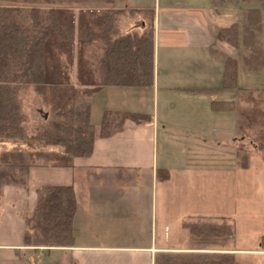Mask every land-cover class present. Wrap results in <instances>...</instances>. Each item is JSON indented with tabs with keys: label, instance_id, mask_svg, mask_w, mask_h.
I'll list each match as a JSON object with an SVG mask.
<instances>
[{
	"label": "crops",
	"instance_id": "1",
	"mask_svg": "<svg viewBox=\"0 0 264 264\" xmlns=\"http://www.w3.org/2000/svg\"><path fill=\"white\" fill-rule=\"evenodd\" d=\"M225 1L228 0L215 5L213 0H114L112 4L92 1L90 6L86 2L73 5L75 12L125 10L117 23L121 35H140L152 17L153 84L148 88L107 86L94 91L89 98V119L95 131L91 154L73 158L69 163L60 148L31 141L38 127L46 122L48 110L32 88L19 92L26 140L0 141V264H31L32 256L43 251L60 256L53 264H154L157 253L212 252L186 247L187 234L182 224L190 219L227 220L234 227V239L226 251L234 254L241 264H264L262 154L250 153L246 167L233 159L237 119V133L231 138L227 134L206 137L198 132L201 123L197 126V119L190 111L179 116L172 106L163 111L158 108L159 93H163V98L164 92L221 87L181 85L190 82L192 74L198 76L195 72L204 74L205 69L195 59H173L172 51L209 54L212 63L222 66V76L227 59L240 60L224 54L219 56L218 49L231 45L221 41L218 33L234 25H222ZM61 4L68 7L67 0ZM244 5L248 6L245 12H260L262 32L258 41L264 55V0H252ZM135 19L137 26H133ZM160 49L168 54L170 64H164L166 59H159ZM249 53L250 49L246 48L241 57L242 68L247 71L243 60ZM248 72L263 81L253 91L264 90V65ZM72 81L75 84V69ZM75 88L93 89L76 85ZM144 90L152 93L154 106L150 109L138 103L139 93ZM104 112L140 114L148 116L150 121L126 120L120 130L103 135ZM11 153L22 154L28 165L19 184L13 182L12 177L17 179L16 173L8 168L12 163ZM158 170L168 172V178L158 179ZM122 175H130L133 184L112 183ZM46 186L73 188L76 212L71 247L22 245L25 218L34 210L37 190Z\"/></svg>",
	"mask_w": 264,
	"mask_h": 264
},
{
	"label": "trees",
	"instance_id": "2",
	"mask_svg": "<svg viewBox=\"0 0 264 264\" xmlns=\"http://www.w3.org/2000/svg\"><path fill=\"white\" fill-rule=\"evenodd\" d=\"M86 1L112 4L114 0H67L68 7L61 4L62 0H0L3 3L0 5V141L26 140L18 94L27 87L32 88L60 121L50 123L51 134H37L31 141L60 148L67 163L73 158L87 157L94 141V127L89 119L90 95L107 86L150 87L153 84V18L140 35H121L117 23L125 10L74 11L73 5ZM244 20L242 42L251 52L243 64L248 70L256 71L264 65L257 38L262 32L260 12L248 10ZM237 34L238 27L234 24L220 30L218 38L235 46ZM236 79L237 62L227 59L222 89H236ZM75 85L93 89L79 90ZM236 91L246 90L237 88ZM237 116L239 133L241 114ZM113 120L117 122L112 132L120 130L126 120L142 123L149 122L150 118L134 113L104 112L103 135ZM258 121L264 129V120ZM10 157L12 163L8 168L18 173L17 179L12 177V180L19 184L28 165L20 153H11ZM246 164L247 159L238 165L246 167ZM157 177L166 180L168 172L158 170ZM75 212L72 187L38 189L34 210L24 221L23 247H71ZM182 229L187 232L191 245L204 246L205 251L212 252L157 253L154 264H241L234 254L226 251L234 239V227L227 220L190 219L183 222Z\"/></svg>",
	"mask_w": 264,
	"mask_h": 264
},
{
	"label": "rangeland",
	"instance_id": "3",
	"mask_svg": "<svg viewBox=\"0 0 264 264\" xmlns=\"http://www.w3.org/2000/svg\"><path fill=\"white\" fill-rule=\"evenodd\" d=\"M224 1V0H223ZM92 1H86L87 6L92 5ZM215 5H218L222 0H215ZM243 0H228L224 3V27H229L231 24H236L238 27L237 43L235 46L225 47L224 50L218 49L219 56L224 54V56H230L232 58H239L237 60V79H236V89H222L221 78H222V66H216V62L211 61L209 54L206 53L199 54L193 51H181L174 50L171 52L173 59H195L201 62L202 67L205 69L204 74H200L199 71L195 72L198 76H192L188 79L191 80L188 83H182L181 85H190L187 87H220L219 90H191L180 93L165 94L162 98L163 93H159L158 108L159 111H163L166 107H171L179 112V116H182L185 111H190L192 116L197 119L198 132L203 133L206 137L210 134H224L231 138L237 129L236 119L238 120L237 113L241 114L239 118L241 132L237 134L236 137V151H234L235 156L233 159L237 164H242L248 155L253 152H259L261 156L264 157V129H261L257 124V121L261 119L264 120V90L253 91L254 87H261L263 81L258 75L254 73H249L242 68L241 57L244 55L246 47L243 45L244 36V25L245 20L244 12L248 7L244 5ZM2 5L3 3L0 2ZM69 6V4H68ZM93 10V9H92ZM89 11V10H88ZM131 13V12H130ZM122 16V15H121ZM120 17V16H119ZM133 26H137L138 22L135 19ZM260 35V34H259ZM259 35L257 38L259 40ZM221 41H224L220 39ZM230 45V44H229ZM261 49L259 44L258 46ZM248 49V48H247ZM262 50V49H261ZM251 52V51H250ZM263 53V51H262ZM250 54V53H249ZM246 55V57L249 56ZM216 55V54H214ZM168 54L161 49L159 50V59H166L164 64H170L167 61ZM264 57V55H263ZM176 66V63L171 62ZM215 64V65H214ZM160 69V68H159ZM172 69V68H171ZM161 70V69H160ZM173 70V69H172ZM218 71V73H217ZM254 72V71H251ZM148 88V87H147ZM237 88L247 89L246 91L237 92ZM250 90V91H248ZM138 103L146 109L152 108L154 106V101L152 100V93L149 90H144L139 93ZM89 100V99H88ZM221 101H232V103H219ZM47 108V107H46ZM48 110V118L43 125L38 127L37 134H51L52 131L49 129L50 123L58 120V118L52 115L53 113ZM176 113V112H175ZM181 113V114H180ZM178 115V113H176ZM59 121V120H58ZM255 121V123H253ZM60 122V121H59ZM117 121L113 120L110 127H106L103 130L105 133L110 132L114 129L115 123ZM259 122V121H258ZM238 125V123H237ZM95 132V131H94ZM237 133V131H236ZM95 134V133H94ZM225 138V137H224ZM39 143V142H38ZM41 144V143H39ZM42 145V144H41ZM52 147V146H45ZM242 151V152H241ZM58 163L61 161L57 160ZM14 173L13 171H11ZM18 176V173L15 172ZM120 176L118 179H114L113 184H133L131 182L132 177L130 175ZM129 177L131 179H129ZM187 234V232H185ZM186 247L192 250H204L207 247L191 245L188 234H187ZM213 249V248H212ZM43 251L41 254L37 253L32 256L31 264H53L58 262L60 256L56 253L47 255ZM44 253V254H43ZM29 254H26V256Z\"/></svg>",
	"mask_w": 264,
	"mask_h": 264
}]
</instances>
